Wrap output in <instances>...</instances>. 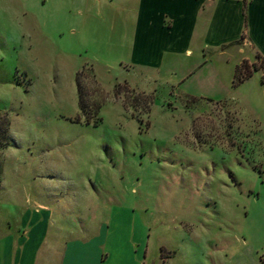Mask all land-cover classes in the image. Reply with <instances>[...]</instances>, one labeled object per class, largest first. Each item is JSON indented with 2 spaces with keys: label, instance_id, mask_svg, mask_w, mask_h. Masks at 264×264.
I'll return each instance as SVG.
<instances>
[{
  "label": "rangeland",
  "instance_id": "1",
  "mask_svg": "<svg viewBox=\"0 0 264 264\" xmlns=\"http://www.w3.org/2000/svg\"><path fill=\"white\" fill-rule=\"evenodd\" d=\"M128 5L0 0L2 206L40 198L73 245L108 226L119 247L71 264H264V56L195 40L137 66Z\"/></svg>",
  "mask_w": 264,
  "mask_h": 264
},
{
  "label": "crops",
  "instance_id": "2",
  "mask_svg": "<svg viewBox=\"0 0 264 264\" xmlns=\"http://www.w3.org/2000/svg\"><path fill=\"white\" fill-rule=\"evenodd\" d=\"M127 1L135 20L130 50L142 52L134 59L137 66H158L167 56L174 60L175 55L183 52L191 54L195 40L199 41L202 50L240 42L264 56V0ZM2 198L0 264H71L67 259L72 252L89 251V245L119 247L117 240L110 236L109 227L103 225L101 232L93 235L84 229L80 238L85 245L79 242L73 245L57 226L55 208L47 204L42 206L38 202L40 198L34 196L31 201L16 194L4 207ZM141 245L142 240H133L125 250Z\"/></svg>",
  "mask_w": 264,
  "mask_h": 264
},
{
  "label": "trees",
  "instance_id": "3",
  "mask_svg": "<svg viewBox=\"0 0 264 264\" xmlns=\"http://www.w3.org/2000/svg\"><path fill=\"white\" fill-rule=\"evenodd\" d=\"M244 10H246L245 5H244ZM256 55L258 58L263 57L260 56V54H256ZM242 66L245 67L244 70ZM236 72H237L236 80L238 83L243 82L252 76V71L250 70V67L245 61L242 62L241 66L238 68ZM261 80L264 82V78H261ZM9 128H10V122L7 120L5 115L0 114V149L6 148V146L9 145L10 142Z\"/></svg>",
  "mask_w": 264,
  "mask_h": 264
}]
</instances>
